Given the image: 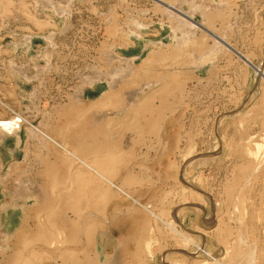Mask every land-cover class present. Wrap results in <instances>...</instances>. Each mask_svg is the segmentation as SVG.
Masks as SVG:
<instances>
[{
    "label": "rangeland",
    "instance_id": "rangeland-1",
    "mask_svg": "<svg viewBox=\"0 0 264 264\" xmlns=\"http://www.w3.org/2000/svg\"><path fill=\"white\" fill-rule=\"evenodd\" d=\"M173 1L174 3L172 0H0V101L7 103L15 112H24L30 120L35 118L36 113L43 109L35 105L24 107L20 105L16 98L19 89H23L24 99L30 98L29 100H31L33 98L37 102L40 93L35 88L36 86L33 85L30 93L27 94L24 86L36 81L38 73L42 74L54 68L68 69L67 67L70 65L75 67L82 64L86 70L77 74V81L81 82L75 93H79L80 85L94 84L95 79L96 81H113L111 87H114L119 80L124 86H131V89H139L147 81H155V77L158 75H155L154 70L157 68L155 64L147 63L149 59H152L149 52L157 47L162 48L165 43H170L171 40L167 35L172 31L166 26H158L159 18L154 11L158 6L163 10L167 5L175 3L178 5L179 1ZM187 1L194 2L196 7L200 6L202 9H204L203 6H206L209 9L208 12L211 11L208 18L212 22V31L204 37L200 30L194 28L193 24L201 26L205 24V20L198 10L191 11L189 8L191 3L183 6L189 13L182 12L183 14L179 15L175 12L176 17L173 19V24L174 28L178 30V34H181V30L184 31V28L186 30L187 27L193 29L192 33H194V36L191 35L192 37L186 36L187 33L183 35L184 38H187L189 46L193 48L186 51L185 54L197 58L198 61L217 57L211 61L208 67L204 68L201 75L189 76L186 81V83L193 82V89H197L201 84L204 85L202 94L199 95V99L204 101V104L203 107H200L199 103V108L197 107L196 111L198 115L193 118L194 133L198 134L201 144L198 148H196V144L194 145L195 152L190 148L188 156L203 158L205 155V157L209 156L215 159L204 164L197 162L198 167H195L196 161H194L191 170L187 169L186 173L192 181L196 182V187L195 184L193 186L184 184L181 177L179 181L183 185L190 186L196 192L197 190L202 193L206 192L209 199L223 203L220 208L222 213L219 209L215 212V220L214 216L213 219L209 218L211 223L213 220L215 221L214 227L218 225L223 228V230L219 228L222 232L214 230L212 226L204 229L201 224L199 227H188L196 231L192 234H196L195 238L198 243L205 235L210 244L209 249L217 253L220 245H224L225 241L235 237V232L237 234L234 222L236 217L234 199L241 183L248 178L249 172L253 169L254 159L251 158H254V155L251 157L252 151L255 152L258 144H264L262 142L264 140V63L262 66L260 65L259 77H256L255 82L251 83V79L255 76L254 70L257 62L264 60V10L262 16L260 15L261 18L258 15L259 12H255L254 6L251 11L250 6L252 7L256 0H247V2L251 1L249 7L244 5L246 0ZM51 11L53 13L60 12L61 22L58 25L46 17V13ZM113 19L116 20L117 27H120L119 30L124 33L128 31L126 23L130 28H133L134 22L137 21L144 24V28L138 31L140 36H136L135 43L131 45L136 50H134L135 52L119 53L127 45L118 44L121 39L112 38L109 34V26ZM166 22H170V20L168 19ZM29 35L36 36L33 45L35 46V59L28 60V56L23 52L17 56L12 55L9 51L10 46L14 42L22 43ZM115 45L120 47L113 48ZM72 47L73 50L79 51L83 58L76 60L74 57L70 60L72 62L70 64L67 53ZM113 51L119 53L120 57L140 55L141 62L135 58L129 61H134L135 65H128L116 58ZM87 52L89 54L85 56L84 54ZM218 57H220V63H218ZM183 58V55L177 53L176 60ZM4 61H15L19 66H26L28 79L18 75L19 85L17 86L7 77L8 75L3 73ZM146 69H149V75L145 74ZM128 71L132 73V76L127 74ZM145 76H150V80H146ZM91 78L93 79L91 80ZM157 81L159 79L156 78ZM185 84L179 88L170 85L166 93H184ZM257 89H259V93L252 97ZM223 115H227V118L221 122V126H217V121ZM11 116V112L4 110L0 104V118L8 119ZM12 141H8L7 151L13 150V152L6 151L4 165H0V201L3 199L10 201L16 198L19 202L27 204V201L33 200L37 193L43 190L44 193L39 194L41 200L51 201L52 188H37L27 183L35 182V180L26 175L28 169L19 160L21 157L20 147L18 148ZM188 156H185L184 159ZM182 165L184 167V162ZM201 165L202 167H200ZM260 167L251 175V182L243 187V195L238 198L239 213L241 221L244 222L245 233L249 238L255 237L259 244L256 264H264V159ZM188 191L189 204L203 202L201 196H196L190 190ZM205 204L211 207L209 201ZM29 212L30 209L27 211V215ZM44 214H47L46 210ZM27 220L28 218H24L23 224L19 225L21 234L17 240H14L11 250L6 254L5 262H2V259L1 264H61L64 253L67 252L65 248L70 243L66 240L68 237L62 234L53 235L52 229L47 228L52 224L40 222L35 225V228L37 226L36 231L32 232L27 228ZM220 221L222 224H219ZM11 222L12 220H9L10 225ZM185 225L188 224L185 223ZM198 233L202 236H197ZM3 241L0 229V249H4ZM182 241V246H185V242L182 243ZM186 247L188 246L186 245ZM189 252L188 264L201 262L193 261V258L203 259L195 256L197 252L194 247L190 246ZM14 254L15 257H12ZM174 255H166L165 259ZM228 257L229 255L226 254L222 260L227 262ZM71 258H75V256ZM179 259L185 260L182 257ZM172 263L171 259L169 264Z\"/></svg>",
    "mask_w": 264,
    "mask_h": 264
},
{
    "label": "crops",
    "instance_id": "crops-1",
    "mask_svg": "<svg viewBox=\"0 0 264 264\" xmlns=\"http://www.w3.org/2000/svg\"><path fill=\"white\" fill-rule=\"evenodd\" d=\"M249 3L251 1L246 0L244 5L249 7ZM253 6L259 17L262 16L264 0L254 1L251 11ZM74 57L77 60L83 55L72 47L67 53L70 64ZM67 68L38 73L36 81L24 86L26 94L36 86L40 93H36L38 100L22 99V105L43 109L32 122L45 123L42 128L50 137L81 160L93 164L95 169L97 166L102 174L96 175L83 165L78 166L81 163L44 140H38L39 144L35 142L33 146L27 142L31 139L24 137L26 144L23 142L20 147L19 160L30 171L26 170V175L35 180L27 183L37 188H52V200L44 202L39 195L44 190L38 192L33 200L27 201L26 209L30 207L27 217L21 206L10 208L7 217L12 224L5 229L19 226L23 218H28L27 228L32 232L40 222L52 224L47 228L52 229L53 235L80 236L78 242L68 243L65 249L69 256L84 260L85 264H169L171 259L175 264H188L179 259H190V255L181 249V239L173 235L171 226L176 221L174 224L179 229L196 232L184 225L187 221L194 223L185 214L180 218L176 215L179 208L183 211L189 204L188 187L179 180L184 157L188 156L190 148L195 152V144L196 148L201 144L198 134L194 133L193 118L198 115L199 103L203 107L204 101L199 95L204 85L193 89V82H187L184 93L171 94L166 93V84H155L150 86L151 90L145 88L146 91L141 92L147 97L139 93L135 97L131 86H124L119 80L114 87L106 80H99L80 85L79 93H75L81 82L77 81V74L86 70L82 64ZM137 96L138 103L133 100ZM143 100L152 102H148V109L140 110L145 113H136V107L141 106ZM166 107L168 110L172 107L170 111L174 113L167 112ZM108 117L114 119L113 122ZM154 120L160 122H156L155 127ZM158 126L160 132L155 131V128L160 129ZM60 211L66 216L62 218ZM199 219L201 221L203 215ZM66 226L71 230L65 232ZM201 239L204 240V236ZM172 254L175 255L165 259Z\"/></svg>",
    "mask_w": 264,
    "mask_h": 264
},
{
    "label": "bare ground",
    "instance_id": "bare-ground-1",
    "mask_svg": "<svg viewBox=\"0 0 264 264\" xmlns=\"http://www.w3.org/2000/svg\"><path fill=\"white\" fill-rule=\"evenodd\" d=\"M177 1H179L178 2V5H176V3L173 4V5H170V6L167 5L165 7V9H163V10L159 6L157 8H155L154 13L156 15H158V18H159L158 19V26L159 27L166 26V27H168L172 31L171 34H168L167 35V36H169V39L171 40V42L170 43H165L164 45H162L163 46L162 48L157 47L155 49H152L151 52H149V55L152 56V59L151 60L149 59L147 63L149 65L155 64V66H156L157 69L154 70V71L156 72L155 75L157 74L158 76L155 77V81L150 80V76H145L146 80H150V81H147V83H144L141 86V88H139V89H134V88L131 89V93H133V96H135V97H136L137 93L141 94V97L143 95H145V94H143L146 91V90L144 91V89L145 88H148V90H151L152 87L150 88V86H152L154 84H157V82H159L158 84L163 83V86L166 84L165 87H169L170 85H174L176 88H179L181 85H183V84L186 83V81L189 79V76H191V77H197L198 75H201V73L204 72V68L208 67L210 65L211 61H213L214 59L217 58L216 56H214L213 59L212 58L211 59L210 58H204V59L198 61L197 58H194L191 55H186L185 54L186 51H189V50H191L193 48L191 46H189V43H188L187 38H184L183 35H185L187 33L186 36H188V37L191 36V35L194 36L193 35L194 33H192V30L193 29H191L190 27L189 28L187 27L186 30H185V28H184V31L181 30L182 31L181 34H178V30H176L174 28V24H173V19H175V17H176L174 15V13L177 12V14H179V15L180 14H183V13L184 14L189 13L188 11L185 10V7H183V6L188 5V4L191 3L190 4V7H189L191 9V11L192 10L193 11L198 10V12H201V14L203 15L202 17L205 20V22H204L205 24H203L201 26L200 25H196V24L194 25L193 24V26H194V28H197V30H200L201 31V34L205 37V36L209 35L211 33V31H212L211 30V28H212L211 27L212 22H210V20L208 18V17H210V15H209L210 13L209 12H211V11L208 12L209 9L206 6H203L204 9H202L200 6L196 7L193 4L194 2H189L187 0H177ZM172 2L174 3L173 0H172ZM169 4H171V3H169ZM59 13L60 12H58V13L57 12L56 13H53L52 11L51 12H47L46 13V17L48 18V20H50V21H52V22H54V23H56L58 25L61 22V17L59 16L60 15ZM192 15L193 14L191 13V16ZM168 19L170 20V22H166V21H168ZM115 21L116 20L113 19L112 20V23L109 26V31H110L109 34L112 36V38H117L118 40L121 39L120 41H118V44L119 43H123L124 45L126 44L128 46V47L127 46L124 47L123 48V51L122 52H119V53H124V51H127L125 53H132V51H134L135 49L133 47H131V45H133L135 43L134 38L136 36H140V33L138 31L140 29L144 28V24H142L139 21H137V22H134L135 26L133 28H130L128 26V23H126L127 28H128V31L124 33L121 30H119L120 27H117V24L115 23ZM35 38H36V36H30V35L29 36H26L22 43L21 42L20 43L14 42L13 45L10 46L9 51L14 56H17L18 54H20V53L23 52V53H25L28 56V60H33V59H35V54H34L35 46H33L34 45V39ZM112 45H114V44H112ZM177 46H179V48H177ZM116 47H120V46L115 45L113 48H116ZM37 49H39V48H37ZM113 52H114V55H115L116 58L121 59L122 61L126 62L128 65L134 66L135 65L134 61L133 62H129V61L130 60H134L135 58H138L139 61L141 62L140 55H134L133 57H125V56L124 57L123 56L120 57L119 56V53H117L115 51H113ZM177 53H180V55H183L184 58L182 60H176ZM263 63H264V60H262L260 62L259 61L257 62L256 66H255V70H254L255 71V74H254L255 76H254L253 79H251V83L255 82L256 77L257 78L259 77V72H261L260 71V69H261L260 68V65L262 66ZM25 68H26V66H24V65L23 66H19L15 61H4L3 62V70H4L3 73H5L6 75H8L7 77H9V79L12 82H14L17 86L19 85V79L17 78L18 75H20L21 77H24V78L28 79ZM146 70L147 71H146L145 74H148L149 75V69H146ZM127 74L129 76H132V73L130 71H128ZM156 78L159 79V81L156 82ZM92 79L93 78H91V80ZM94 81L96 82V79ZM108 83H109V86H110L111 84H113V81L112 82H108ZM22 90L23 89H19V91H18V93L16 95V98H17V100H18V102H19L20 105H22V99L25 98L24 97V94H23L24 91H22ZM126 92L127 91H125V93ZM129 92H130V90H129ZM141 92H143V93H141ZM152 92H150V94ZM257 93H259V89H257V90L254 91V95H252V97L257 96ZM28 96H30V94H28ZM108 97H110V96H108ZM141 97H139V98L141 99ZM152 97H153V95H152ZM154 97H155V94H154ZM137 99H138V96H137L136 99L133 98V100H135L136 102H137ZM149 99L152 100L153 98L152 99L149 98ZM108 101H109V99H108ZM135 101L134 102L132 101V102L135 103ZM143 102H145V100H143ZM143 102H140L141 106L136 107L137 110H138V112H136V113H139L140 110H144L145 111V109H148V102L149 101L148 102H145V103H143ZM150 102H152V101H150ZM150 102H149V104H150ZM137 103H135V105ZM142 103L144 105H142ZM0 104L2 105V107H3L4 110H7V111L11 112V114H12V116L9 117L8 119L0 118V165H4L3 162H5V159H6L5 152L7 151V149H8L7 147L9 145L8 141L9 140H13L15 142V145L19 148V147H21V145H22L23 142L24 143L26 142V139H24V137L28 136L31 140H27V142H31V144L35 145V142L37 144L38 140L39 141H43L44 140V142L46 141L52 147L54 145L55 147H57L61 151L63 150V152H65V154H68V156H70L72 159L77 160V162L81 163V164L78 163L79 164L78 166L83 165V167H86L85 168L86 170H88V171L91 170L96 175H101L102 174L101 172H100L101 174L98 172L97 166H96V169H95L94 166H92L93 164L88 163L86 160L85 161L84 160H81L82 158H79L77 155H75L72 152H70V150H68V148H66L65 146H63L61 144H58V142H56L57 140L55 141L52 137H50V135L43 130L44 128H42V127H44V124L45 123L42 124L40 122L39 125H36L33 122H31V120L27 116H25V113L24 112L23 113L21 111L20 112H15L9 105H7V103H3V102L0 101ZM23 104H24V102H23ZM131 107L132 106H130V109H132ZM168 108H169V106H168ZM168 108L166 110L167 112L172 109V107L169 110H168ZM125 109H124V111H125ZM120 111H122V110H120ZM124 111H123V113H126ZM127 111H129V110L127 109ZM147 111H149V110H147ZM242 111H243V109H242ZM134 112L135 111H133V113ZM247 112H249V111H247ZM142 113H145V112L142 111L141 114ZM170 113L173 114L174 112L170 111ZM240 113H241V111H240ZM41 114H42V112H41ZM117 114H119V113H117ZM141 114H139V115H141ZM161 116H163V115L161 114ZM41 117H43V116L41 115ZM121 117L123 118L124 115L121 116ZM104 118L106 119V117H104ZM111 118H112V116H111ZM111 118H109V119H111ZM113 118H114V116H113ZM118 118H120V117H118ZM225 118H227V115H223L221 118H219V120L217 121V126L218 125L221 126V122ZM126 119H127V117H126ZM163 119H164V117H163ZM111 120L113 122L114 119H111ZM111 120H110V122H111ZM154 121H155V123H153V125L156 124V122H157L156 120H154ZM159 121H162V120H159ZM42 122H45V118H44V120ZM157 123H160V122H157ZM106 124H108V123H105V125ZM157 125H159V124H157ZM109 126H111V125H109ZM112 127H110V128H112ZM154 127H155V125H154ZM48 128H49V126H48ZM156 129L157 128H155V131H157V132H160V130H161V128L158 129L159 131L156 130ZM48 132H49V130H48ZM108 138H110V137H108ZM217 141H219V140H217ZM262 142H264V140H262ZM28 144L29 143H27V145ZM38 144H39V142H38ZM41 144H42L41 146L44 145L43 142H41ZM263 145L264 144H258L256 146L257 150L255 148V150H254L255 152L252 151L251 157H253L252 155H254V158H251L252 160L254 159V163L251 160V162L254 164L253 165V169H252L251 172H249L250 174L248 175V178L246 180H244V182L241 183L242 188L240 186V188L237 191V194L235 193L236 196H235V199H234L235 200V202H234V210L236 211V217H235V221L234 222L236 224L237 234L235 232V234H234L235 237H233L232 239H228V241H225L224 242V245L226 247L224 245H220V246L218 245L219 246V249H218L217 253H215L214 251H211L209 249L210 244L207 242V239H206V236L205 235H204V239L205 240L202 241L200 239L199 242L200 241L201 242L198 243L197 242L198 240L195 238L196 235H193L192 233H190L188 231L178 229L177 228V224H174V223L172 224V226H171L172 230L171 231L173 232V235L176 236V237H178V238H180L181 240H183L182 243L185 242L184 244H186L188 246V247H186V245H185V246H182V248H184L186 250V252H189V248H190V246H192V247L195 248V251L197 252L196 253L197 255L195 254V256L198 257V258H201V257L203 258L202 260H196V259L193 258L192 259L193 261H201V262H198L197 264H256L257 263V255H258L259 244H258V241H257V239L255 237L249 238L247 236V234L245 233L244 224H243L244 222L241 221V217H240V213H239L240 207L238 205V198H239V196L241 197V195H243V191H242L243 190V187L244 186H247L248 183L251 182L250 181L251 175H253V173H255V171L258 170V168L260 167L261 163L263 162V159H264V146ZM51 146H49V147H51ZM17 147L15 148L16 150H17ZM7 152L12 153L13 150H9ZM213 159H215V158L209 157V156L208 157H205V155H204L203 158L202 157H200V158H193L192 155H190L187 158H185L184 159V167H183V171H182V175H181V177L183 178V183L184 184L185 183L186 184H189L191 186H193L195 184V187H196V185H197L196 182L192 181L190 179L189 175L186 173L187 169L189 170V168H190V170H191V166H192V163L194 161H196V166L195 167H198L197 166V162H200V164H204L205 162L211 161ZM200 167H202V165ZM78 169H79V167H77V170ZM187 187H188V190H190L194 195L201 196L200 198L202 199L203 202L200 200L202 203L199 206H202L203 208H201L199 206L197 207L198 204L197 205H189V204H187L188 206H185V208H183V211H181L182 208H179L180 211L179 212L177 211L178 214L176 216L178 218H180V216H182L183 214H185L189 218V221H193L194 222L193 224L191 222H187V224H188L187 227H191V226H196V227L198 226L199 227V224L203 225V228L204 229H208L210 226L214 227L213 224L215 222L214 220L216 219L215 218V212L218 211L221 208V206L223 205V203L221 201H214V200L209 199L206 196L207 194H205L206 192L202 193L201 191H198V190L196 192L190 186H187ZM200 187H202V185H200ZM201 190H204V189H201ZM199 192H201V193H199ZM240 200H242V199H240ZM207 201H209L211 203V207H208V205H206L207 203L205 204V202H207ZM17 206H18V208L21 206L23 209H25V210H23V211H25V214H27V211L30 209V207H29L26 210V204L25 203H22V202H19V200H17L16 198L14 200H10V201L5 200V199H3V200L0 201V229L2 227H4V229H1V234H2L3 240H4L2 242L3 243L2 245H3V248L4 249H2V248L0 249V261L3 259L2 262H5L4 260H6V257H7L6 254H7V252H9L11 250V245L13 244L14 240H17L18 237H19V234H21V230H20L21 227H19V226H16V227H13V228L11 227V229H5L8 225H10V223H9L10 218L7 217V214L9 213V209L10 208H13L12 210L17 209L16 208ZM145 208L147 209V207H145ZM23 211L21 210V212H23ZM220 211H221V209H220ZM221 213H222V211H221ZM59 214H61V216L63 218L65 213H63V211H60ZM185 215H184V217H185ZM202 215H204V217L200 221L199 217L202 216ZM24 216L27 217L28 215H24ZM213 216H214V220L211 223L209 218H212L213 219ZM21 219H22V217H21ZM173 219H175V218H173ZM218 220H220V219L218 218ZM20 222L21 223H19V224L22 225L23 222H24V218ZM219 224H222L221 221L219 222ZM184 225H185V223H184ZM215 225H216V223H215ZM219 228H222V227L217 225V227H214V230H216L218 232H220V231L222 232L223 228H222V230H220ZM70 230L71 229H69V227H67V226L64 229L65 232L70 231ZM198 234H199L198 236H200V237L202 236V234H200V233H198ZM66 236L68 237L66 240H68V242H70V243H75V241L78 242L77 240H80L81 239L80 236L73 235V234H70L69 235V233ZM180 239H178V240H180ZM15 253L17 254V252H15ZM64 254L65 255H64V258H63V261H62L61 264H70V263H72V264H85L84 260H79L78 261L75 258H71L72 256L71 255L70 256L68 255V249H67V252L64 253ZM226 254L229 255V257H228L229 259L227 260V262H224L222 260L223 259L222 257L225 256ZM12 257H15V254H14V256L12 255ZM183 261L185 262V261H187V259H185ZM2 262H0V264ZM3 264H5V263H3ZM172 264H175V262H173Z\"/></svg>",
    "mask_w": 264,
    "mask_h": 264
}]
</instances>
